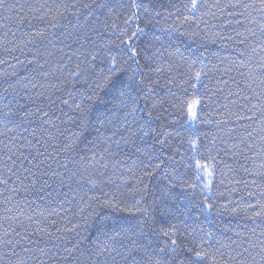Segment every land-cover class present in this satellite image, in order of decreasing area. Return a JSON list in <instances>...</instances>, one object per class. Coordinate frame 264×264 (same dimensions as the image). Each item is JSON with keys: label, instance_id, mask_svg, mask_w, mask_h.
<instances>
[{"label": "trees", "instance_id": "obj_1", "mask_svg": "<svg viewBox=\"0 0 264 264\" xmlns=\"http://www.w3.org/2000/svg\"><path fill=\"white\" fill-rule=\"evenodd\" d=\"M0 264H264V0H0Z\"/></svg>", "mask_w": 264, "mask_h": 264}, {"label": "snow or ice", "instance_id": "obj_2", "mask_svg": "<svg viewBox=\"0 0 264 264\" xmlns=\"http://www.w3.org/2000/svg\"><path fill=\"white\" fill-rule=\"evenodd\" d=\"M195 6L196 5H195V2H194L193 3V7H195ZM244 7H247V5H244ZM134 35H135V33H133V36ZM132 51H133V54H135V49H133ZM116 65H117L116 58L115 57H111V64L109 66V71L115 72L117 70ZM101 71H103V70H101ZM200 76H201V73L197 72L196 73V78L199 79ZM198 104H199V101L195 100L189 105V112L193 116H195V113L192 111V109ZM165 235H174V231L166 232ZM172 243L175 245L176 241L173 240ZM189 251H191V250H189ZM206 255H207V253H204V252H196L195 253V257H196L197 262L202 261L205 258Z\"/></svg>", "mask_w": 264, "mask_h": 264}]
</instances>
